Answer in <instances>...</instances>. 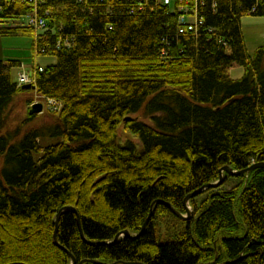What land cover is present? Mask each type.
Segmentation results:
<instances>
[{
    "label": "trees",
    "instance_id": "1",
    "mask_svg": "<svg viewBox=\"0 0 264 264\" xmlns=\"http://www.w3.org/2000/svg\"><path fill=\"white\" fill-rule=\"evenodd\" d=\"M185 10L203 20L196 31L180 32ZM247 16L264 17V0H0V39L56 58L31 74L60 105L54 127L0 136V264H71L68 252L77 264H264V168L224 173L237 186L191 199L187 221L155 204L186 215V197L225 167L264 164V46L248 54ZM21 66L0 58V133ZM142 112L156 128L132 117ZM121 125L142 150L117 142ZM65 208L79 215L59 220L68 252L54 241ZM161 229L173 239L160 243Z\"/></svg>",
    "mask_w": 264,
    "mask_h": 264
},
{
    "label": "rangeland",
    "instance_id": "2",
    "mask_svg": "<svg viewBox=\"0 0 264 264\" xmlns=\"http://www.w3.org/2000/svg\"><path fill=\"white\" fill-rule=\"evenodd\" d=\"M8 24L20 25V23L17 22H9ZM2 39L5 40V42L3 43V49H5L6 51L4 53V56H7L8 60H19L22 62V66L19 69H15L13 72L15 81H18L19 73L27 71L32 72V68L34 66L45 67L53 65L57 62L55 57H36L34 59L31 51V42L29 40H26L25 38H23V40H17V46L15 45L16 43L13 44L11 42H8L15 40L16 38ZM258 45V38L247 36V49L250 56L254 54ZM244 72L245 71L243 68L236 67L231 70L230 75L233 80H240L244 76ZM35 102L43 103L44 111L41 114H37L33 119H29L31 106ZM47 109H50V105H48V102L40 97L36 91L28 90L21 92L16 96L10 107L7 109L6 117L8 123L6 126V130L2 131L0 133V136L14 133L16 135L14 142H17L22 140L24 136L32 130H46L47 128L54 127L58 122V116L57 114L51 113L50 110L48 111ZM132 117L139 119L140 121L148 124L153 128H156L155 123L152 121V119L143 115V112ZM57 142L58 141L56 139L49 140L47 138L46 143H43V146L55 144ZM117 142L120 145H125L129 142H132L137 145V148L139 150H142L143 148L141 140L133 134L126 132L124 129V125H121L118 130ZM237 184V181L228 182L227 179L224 178V182L221 186H224V189L231 190L236 187ZM188 206L191 210V213L193 214V208L190 205ZM158 236L161 237L159 239L160 243H164L173 239V237H170V239L166 238V234L162 229L160 230Z\"/></svg>",
    "mask_w": 264,
    "mask_h": 264
},
{
    "label": "water",
    "instance_id": "3",
    "mask_svg": "<svg viewBox=\"0 0 264 264\" xmlns=\"http://www.w3.org/2000/svg\"><path fill=\"white\" fill-rule=\"evenodd\" d=\"M23 90H34L35 91L36 90V87L34 85L28 84V85L23 86ZM42 112H43V104L42 103H34L32 105V109L30 111V116L37 115V114H41ZM128 120H131V118H129ZM256 168H264V164H257V165H254V166H252V167H250V168H248V169H246L244 171H238V172L237 171H234L230 167H225L224 169H222L220 171V180L217 183L210 184V185H208V186H206V187H204V188H202V189L196 191L195 193H193V194H191V195H189V196L186 197V199H185V207H186V210H187L186 215L178 212L169 203H166V202H163V201H157L155 204H157V203L164 204L179 219L184 220V221L190 220L194 216V213L193 214L191 213V210H190V208L188 206L191 199H194L196 196L202 194L204 191H206V190H208L210 188H219L223 184V182H224V178H225V174L224 173H227L228 175H232V176H241L243 174H246V173H249V172L253 171ZM155 204H154V206H155ZM68 211H75V210L74 209H71V208H68V209L65 208V209H63V210H61L59 212V214L57 216V220H56V231H55V235H54L55 244L58 247H60L61 249L65 250L66 252H68V251L65 248H63L62 246H60V244L58 242L57 233H58V228H59V220H60L61 216L64 213L68 212ZM75 213L78 215V213L76 211H75ZM151 217H152V214L150 215L148 221L145 223V225L142 228V231L140 232V234L138 236H135V238L141 236L145 232V230L147 228V225H148L149 221L151 220ZM78 218H79V215H78ZM80 230H81V228H80ZM81 233H82L83 238L86 240V238H85L84 233L82 232V230H81ZM122 237H132V236H131V234L129 232L121 233V234H119L116 237L114 243H117L120 240V238H122ZM68 254L72 258V263L71 264H77L76 259L69 252H68ZM85 262H87V261H84L81 264H84Z\"/></svg>",
    "mask_w": 264,
    "mask_h": 264
},
{
    "label": "built area",
    "instance_id": "4",
    "mask_svg": "<svg viewBox=\"0 0 264 264\" xmlns=\"http://www.w3.org/2000/svg\"><path fill=\"white\" fill-rule=\"evenodd\" d=\"M164 3L166 5H170L171 4V0H164ZM181 10V9H180ZM189 10H185V14H188ZM182 15L180 18V32L184 33L185 30L188 31H196L198 29V27L200 25H202L204 22L202 19H200L197 16V11L193 10L192 14H188V15ZM49 15V13H48ZM28 20V24L31 26H35L38 28H45L46 27V20L43 18L38 17L37 15H33V16H29L27 18ZM43 69L40 68L39 72H42ZM18 83L19 86H23L25 84H33L34 83V75H32L31 73H26V72H22L19 74L18 76ZM49 105L50 108L54 109V110H59L60 109V105H58L55 101H49Z\"/></svg>",
    "mask_w": 264,
    "mask_h": 264
},
{
    "label": "crops",
    "instance_id": "5",
    "mask_svg": "<svg viewBox=\"0 0 264 264\" xmlns=\"http://www.w3.org/2000/svg\"><path fill=\"white\" fill-rule=\"evenodd\" d=\"M241 29H242V34L244 36L246 47H247V36L258 38L259 45L257 46L256 50L264 46V17L247 16L243 18L241 22ZM17 40H23V38H16L15 40L8 41V42H11L13 44L16 43L15 45L17 46L18 45ZM4 42L5 40L1 38L0 39V58L2 60L7 59V56H4V53L6 52L5 49H3Z\"/></svg>",
    "mask_w": 264,
    "mask_h": 264
}]
</instances>
